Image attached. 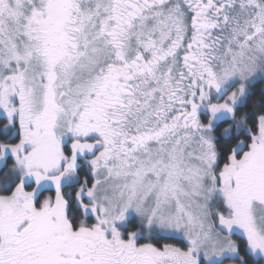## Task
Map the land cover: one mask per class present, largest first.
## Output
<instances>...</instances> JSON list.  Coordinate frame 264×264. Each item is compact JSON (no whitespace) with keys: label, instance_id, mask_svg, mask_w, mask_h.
Returning a JSON list of instances; mask_svg holds the SVG:
<instances>
[{"label":"snow or ice","instance_id":"6c2138e0","mask_svg":"<svg viewBox=\"0 0 264 264\" xmlns=\"http://www.w3.org/2000/svg\"><path fill=\"white\" fill-rule=\"evenodd\" d=\"M0 264H264V0H0Z\"/></svg>","mask_w":264,"mask_h":264}]
</instances>
